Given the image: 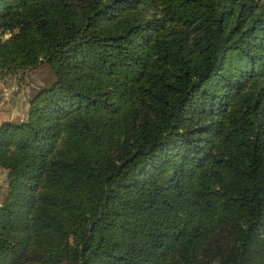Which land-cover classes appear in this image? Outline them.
<instances>
[{
    "label": "trees",
    "instance_id": "16d2710c",
    "mask_svg": "<svg viewBox=\"0 0 264 264\" xmlns=\"http://www.w3.org/2000/svg\"><path fill=\"white\" fill-rule=\"evenodd\" d=\"M43 63L0 264H264V0H0V77Z\"/></svg>",
    "mask_w": 264,
    "mask_h": 264
},
{
    "label": "rangeland",
    "instance_id": "374dc122",
    "mask_svg": "<svg viewBox=\"0 0 264 264\" xmlns=\"http://www.w3.org/2000/svg\"><path fill=\"white\" fill-rule=\"evenodd\" d=\"M8 35H9L8 33H5L2 34L1 36L7 37ZM0 78H5V77H0ZM6 79L16 89L14 93L8 97L7 101H5L3 106L10 101L13 95H17V93L19 92L20 93L23 92L28 101V97L32 92H34L37 88L41 86L49 85L50 83H52L55 79V75L51 67L48 64L43 63L36 66L35 68L16 73L14 75L11 74L10 76H7ZM12 121H20V120L15 119ZM2 170L3 169H0V171ZM5 185H6V177L0 172V202L2 201L3 198Z\"/></svg>",
    "mask_w": 264,
    "mask_h": 264
},
{
    "label": "crops",
    "instance_id": "0c3cea01",
    "mask_svg": "<svg viewBox=\"0 0 264 264\" xmlns=\"http://www.w3.org/2000/svg\"><path fill=\"white\" fill-rule=\"evenodd\" d=\"M28 113V101L23 92L13 95L9 102L0 109V123L5 120H23ZM6 177V171H0Z\"/></svg>",
    "mask_w": 264,
    "mask_h": 264
},
{
    "label": "built area",
    "instance_id": "2783aa9c",
    "mask_svg": "<svg viewBox=\"0 0 264 264\" xmlns=\"http://www.w3.org/2000/svg\"><path fill=\"white\" fill-rule=\"evenodd\" d=\"M15 89L16 88L8 82L6 77L0 78V109L5 101H7L8 97L14 93Z\"/></svg>",
    "mask_w": 264,
    "mask_h": 264
}]
</instances>
